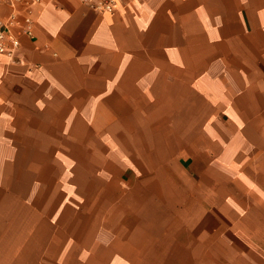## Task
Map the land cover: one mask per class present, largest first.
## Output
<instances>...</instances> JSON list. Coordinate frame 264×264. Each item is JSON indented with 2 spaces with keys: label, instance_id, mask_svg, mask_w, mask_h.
Listing matches in <instances>:
<instances>
[{
  "label": "crops",
  "instance_id": "crops-1",
  "mask_svg": "<svg viewBox=\"0 0 264 264\" xmlns=\"http://www.w3.org/2000/svg\"><path fill=\"white\" fill-rule=\"evenodd\" d=\"M17 8L33 25L0 64V264H264V0ZM58 127L112 161L74 246L32 172L8 184L9 155H54Z\"/></svg>",
  "mask_w": 264,
  "mask_h": 264
},
{
  "label": "rangeland",
  "instance_id": "rangeland-1",
  "mask_svg": "<svg viewBox=\"0 0 264 264\" xmlns=\"http://www.w3.org/2000/svg\"><path fill=\"white\" fill-rule=\"evenodd\" d=\"M60 116L62 117L63 113H57L56 120ZM63 133V127L56 128V144L50 145V151L54 155H9L8 184L13 192L17 179L29 177L32 172L35 186H38L35 197L40 203L41 211L57 215L68 239H76L75 243L71 244L74 246L82 233L90 232L95 227V199L98 197V200H103L101 203L106 202L104 192L86 191V179L95 174L97 163L100 164L98 168L104 171L111 170L109 165L112 161L102 157L97 160L95 154L89 155L91 145H81L78 142L79 136L72 135L67 138ZM112 146L103 145V155H132L127 153L125 146ZM8 243L10 245V237ZM171 259L173 260V257L148 256L141 257L140 263L170 264Z\"/></svg>",
  "mask_w": 264,
  "mask_h": 264
},
{
  "label": "built area",
  "instance_id": "built-area-1",
  "mask_svg": "<svg viewBox=\"0 0 264 264\" xmlns=\"http://www.w3.org/2000/svg\"><path fill=\"white\" fill-rule=\"evenodd\" d=\"M86 8L99 14H113L125 0H79ZM27 0H0V64L19 61L21 34L31 35L33 19L21 13L17 5ZM2 9L5 13H2Z\"/></svg>",
  "mask_w": 264,
  "mask_h": 264
}]
</instances>
